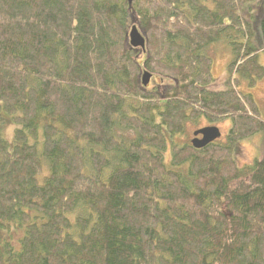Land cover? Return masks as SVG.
Returning a JSON list of instances; mask_svg holds the SVG:
<instances>
[{"label": "trees", "instance_id": "16d2710c", "mask_svg": "<svg viewBox=\"0 0 264 264\" xmlns=\"http://www.w3.org/2000/svg\"><path fill=\"white\" fill-rule=\"evenodd\" d=\"M260 50L264 0H0V264H264ZM201 117L226 138L179 142Z\"/></svg>", "mask_w": 264, "mask_h": 264}, {"label": "rangeland", "instance_id": "374dc122", "mask_svg": "<svg viewBox=\"0 0 264 264\" xmlns=\"http://www.w3.org/2000/svg\"><path fill=\"white\" fill-rule=\"evenodd\" d=\"M252 10L257 13L259 11V3H253ZM208 52L212 55V72L215 77V81L210 84L213 89H221L225 85V79L228 74V64L233 56V52L229 44H225L224 41H219L211 44L208 47ZM260 61L264 64V50H260ZM158 78V77H157ZM159 79V78H158ZM240 88L250 91L256 98L262 113H264V76L257 81L253 86H249L245 80L241 82ZM217 124L222 132L220 139L226 138V133L230 126V119L224 118L216 122H211L205 117H201L197 122H189L186 126L185 134L178 137L179 142L185 139H191L193 130L197 127H201L206 124ZM4 133L6 136L11 137L13 134L12 125L9 124L4 127ZM264 147V134L256 133L250 137L242 139L238 142L235 149V158L238 164L243 165L251 162L256 156H259ZM15 237H18L17 232L14 233Z\"/></svg>", "mask_w": 264, "mask_h": 264}, {"label": "water", "instance_id": "95a60500", "mask_svg": "<svg viewBox=\"0 0 264 264\" xmlns=\"http://www.w3.org/2000/svg\"><path fill=\"white\" fill-rule=\"evenodd\" d=\"M127 40L133 47L144 48L147 41L146 31H143L137 23H133L127 31ZM151 75L152 72L148 69L143 70L141 77L143 85L148 84ZM221 134V129L217 124L204 125L193 130L194 136L191 138V142L196 147L205 146L209 142L219 138Z\"/></svg>", "mask_w": 264, "mask_h": 264}, {"label": "flooded vegetation", "instance_id": "af4514ba", "mask_svg": "<svg viewBox=\"0 0 264 264\" xmlns=\"http://www.w3.org/2000/svg\"><path fill=\"white\" fill-rule=\"evenodd\" d=\"M156 78L157 77H155L153 74H152V76H151V78H150V81L148 82V84L147 85H151V86H153V82L156 80ZM158 80V79H157ZM160 84H161V82L159 81V83H157L156 85V87H159L160 86ZM212 124V123H211ZM206 125H208V124H206ZM204 126V125H203ZM194 135H192L191 137H193ZM199 136H201V134H199ZM221 136H222V134H221ZM220 136V137H221ZM220 137L219 138H217V139H220ZM191 140V139H190Z\"/></svg>", "mask_w": 264, "mask_h": 264}]
</instances>
